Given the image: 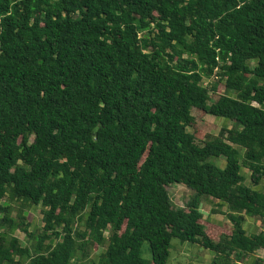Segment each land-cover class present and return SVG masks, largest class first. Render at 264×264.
<instances>
[{
    "label": "trees",
    "instance_id": "1",
    "mask_svg": "<svg viewBox=\"0 0 264 264\" xmlns=\"http://www.w3.org/2000/svg\"><path fill=\"white\" fill-rule=\"evenodd\" d=\"M205 114L233 126L198 139ZM263 186L264 0H0V264H168L175 238L242 264Z\"/></svg>",
    "mask_w": 264,
    "mask_h": 264
},
{
    "label": "rangeland",
    "instance_id": "2",
    "mask_svg": "<svg viewBox=\"0 0 264 264\" xmlns=\"http://www.w3.org/2000/svg\"><path fill=\"white\" fill-rule=\"evenodd\" d=\"M218 76H213L210 79H204V84L210 86L213 82L218 81ZM218 91L220 94L225 92V86L222 82H219ZM227 118L223 117H215L214 115L205 114L202 118L200 125L191 126L189 131L195 133V135L200 139V137L204 138L207 133H212L214 135L218 134L221 128L225 125L227 127H232V121H226ZM226 121V123H223ZM203 142V141H200ZM211 162H215L221 166H225V158H211ZM248 183L251 182L248 179ZM264 188V186H263ZM171 197L173 200H176L177 197H180V200L175 202L180 207H184L187 203L193 198L194 194H192L191 190L185 185L174 184L171 189ZM4 204H10L9 198H5L2 200ZM42 206H35L33 208L26 209L27 221L31 224L30 229H42L43 222V214H42ZM16 214V212H14ZM2 232L4 230H1ZM15 234L20 238L21 243L23 245H27L29 243V238L21 230H17ZM108 235L109 232H106ZM183 245L181 248H177L176 246ZM197 244H193L187 241H182L180 238H175L173 240V246L171 249V257L168 264H212V262L208 259L211 251L203 248H199L196 246ZM189 246V247H188ZM176 247V248H175ZM97 245L92 248L91 256L95 257V252L97 251ZM144 257L151 259L152 253L150 250V243L148 241L144 242L143 245ZM257 254L261 255V258H264V249H260Z\"/></svg>",
    "mask_w": 264,
    "mask_h": 264
},
{
    "label": "crops",
    "instance_id": "3",
    "mask_svg": "<svg viewBox=\"0 0 264 264\" xmlns=\"http://www.w3.org/2000/svg\"><path fill=\"white\" fill-rule=\"evenodd\" d=\"M223 123H226V121H223ZM175 184L182 185V186L184 185V184H179V183H175ZM172 186L170 188V192H171ZM190 190H191L192 194L195 195V191L192 189H190ZM170 197H171V194H170ZM171 199H172V197H171ZM176 200L179 201L180 197H177ZM176 200L172 199V201L174 203L177 202ZM201 209L204 212L206 219L211 220V221L216 222V223L232 226V222L228 217L229 209L226 205L223 206L219 200L212 198V197H202ZM244 226H245V229L248 231L249 234L259 233L262 231L261 221L254 219L252 217L246 218V222H245ZM193 244H197V243H193ZM196 246H199V248H202L199 244H197ZM176 247L182 248L183 245H179ZM261 249H264V248H261ZM259 251H260V249H258L253 256L247 258V260L245 262H243L242 264H255L257 259H262L264 261V258H261V255L257 254V252H259ZM213 256L214 255L212 252H211L210 256H208V259L211 262L213 261ZM263 264H264V262H263Z\"/></svg>",
    "mask_w": 264,
    "mask_h": 264
}]
</instances>
